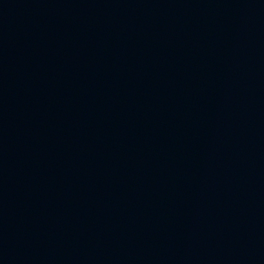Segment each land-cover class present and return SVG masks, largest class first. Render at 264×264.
<instances>
[{
  "label": "water",
  "instance_id": "obj_1",
  "mask_svg": "<svg viewBox=\"0 0 264 264\" xmlns=\"http://www.w3.org/2000/svg\"><path fill=\"white\" fill-rule=\"evenodd\" d=\"M0 264H264V0H0Z\"/></svg>",
  "mask_w": 264,
  "mask_h": 264
}]
</instances>
